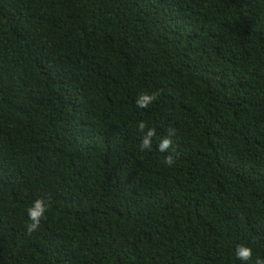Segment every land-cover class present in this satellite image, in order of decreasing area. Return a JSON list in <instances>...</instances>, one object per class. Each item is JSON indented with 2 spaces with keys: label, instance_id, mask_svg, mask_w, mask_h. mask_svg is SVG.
<instances>
[{
  "label": "trees",
  "instance_id": "16d2710c",
  "mask_svg": "<svg viewBox=\"0 0 264 264\" xmlns=\"http://www.w3.org/2000/svg\"><path fill=\"white\" fill-rule=\"evenodd\" d=\"M258 258L264 0H0V264Z\"/></svg>",
  "mask_w": 264,
  "mask_h": 264
},
{
  "label": "clouds",
  "instance_id": "9594fccd",
  "mask_svg": "<svg viewBox=\"0 0 264 264\" xmlns=\"http://www.w3.org/2000/svg\"><path fill=\"white\" fill-rule=\"evenodd\" d=\"M157 98L156 94H149V93H142L136 100V104L140 108H147L149 104H151L153 101H155ZM146 127V124L144 121H140L138 123V128L143 131ZM156 135L155 129H149L147 133L145 134L144 139L141 142V150L144 149H150L151 148V140L152 137ZM175 135L174 129H169V135L161 140V142L157 145V149L160 152H166L173 144L172 137ZM165 163L169 166H171L174 163L173 157L171 155H168L165 158ZM49 205L48 203L43 199L39 198L34 201H32L31 207L27 209V215L29 221H31L27 225V231L29 234L37 231V229L40 226V223L42 219L45 218V212L47 211ZM236 255L237 258H239L242 261H248L252 257V249L251 247L247 246H237L236 249ZM255 264H264V260L257 259L255 261Z\"/></svg>",
  "mask_w": 264,
  "mask_h": 264
}]
</instances>
